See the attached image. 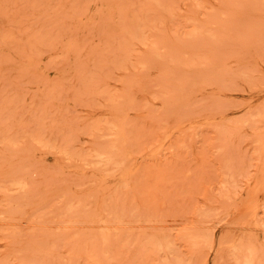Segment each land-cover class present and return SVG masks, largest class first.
Segmentation results:
<instances>
[{"label":"rangeland","instance_id":"374dc122","mask_svg":"<svg viewBox=\"0 0 264 264\" xmlns=\"http://www.w3.org/2000/svg\"><path fill=\"white\" fill-rule=\"evenodd\" d=\"M263 170L264 0H0V264H264Z\"/></svg>","mask_w":264,"mask_h":264},{"label":"bare ground","instance_id":"6f19581e","mask_svg":"<svg viewBox=\"0 0 264 264\" xmlns=\"http://www.w3.org/2000/svg\"><path fill=\"white\" fill-rule=\"evenodd\" d=\"M79 29V28H78ZM196 29V28H195ZM191 33V32H190ZM146 41H148V40H146ZM144 42V41H143ZM141 44H142V42H141ZM145 44V43H144ZM76 46V45H75ZM78 77H79V75H78ZM73 83V82H72ZM31 119V118H30ZM69 155V154H68ZM68 157V156H67ZM85 161V160H84ZM264 171V170H263ZM264 178V177H263ZM235 249V248H234ZM240 249V248H239ZM239 261V260H238ZM248 262H249V260H248ZM246 263V262H245Z\"/></svg>","mask_w":264,"mask_h":264}]
</instances>
